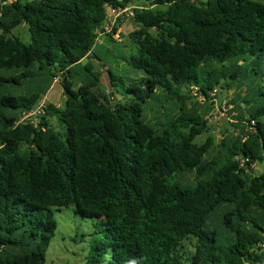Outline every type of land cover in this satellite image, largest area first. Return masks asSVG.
I'll use <instances>...</instances> for the list:
<instances>
[{
	"label": "trees",
	"instance_id": "1",
	"mask_svg": "<svg viewBox=\"0 0 264 264\" xmlns=\"http://www.w3.org/2000/svg\"><path fill=\"white\" fill-rule=\"evenodd\" d=\"M138 1L125 61L128 80L142 76L119 79L121 102L102 100L100 73L84 61L99 60L100 34L113 42L108 8ZM22 26L27 43L13 34ZM55 80L63 106L18 123ZM231 90L232 134L218 149L211 137L197 144L213 99L229 105ZM257 163L264 4L0 0V264H45L54 210L70 207L89 222L81 264H264V171L244 177Z\"/></svg>",
	"mask_w": 264,
	"mask_h": 264
},
{
	"label": "rangeland",
	"instance_id": "2",
	"mask_svg": "<svg viewBox=\"0 0 264 264\" xmlns=\"http://www.w3.org/2000/svg\"><path fill=\"white\" fill-rule=\"evenodd\" d=\"M13 1V0H10ZM206 1V0H202ZM264 4V0H252ZM135 6L144 5V1H138L133 3ZM120 27L115 32L112 31L111 25L107 24L106 32L111 35L113 42L109 41L104 34H100L97 42L93 46V55L95 54L98 59L85 60L84 63L89 61L93 67V72L100 73L98 87L96 88L97 94L102 98L109 96V99L121 100L125 95L123 86L119 83L121 78L124 83L128 81L139 80L142 75L136 72L133 73L130 80V70L126 58L130 54L135 53L136 49L130 38V33L137 29V26L131 20L122 21ZM21 35V40L25 43L29 41L28 29L24 26L17 28L13 31L14 35ZM109 69L117 79V86L110 87V78L107 74ZM139 85V83H138ZM109 92H112L114 96H110ZM234 91L227 92L224 97L230 103L226 105V101L220 105V99H213L215 102L214 109L206 116L208 119V131L196 138L197 144L204 143L208 137L213 138L214 147L218 149V145L223 138V135L232 134V116L233 102L236 101ZM223 99V97H221ZM45 105L48 103L55 104L60 108L63 106L64 100L62 97V88L60 81L55 82L48 94L44 96L40 102ZM121 102V101H119ZM241 105H243L241 103ZM39 120L35 123L38 124ZM52 124L57 126L55 120H52ZM62 130V128H61ZM264 171V163L252 164L249 168L245 169L244 177L251 179L257 175H260ZM54 217L57 222V228L54 236L51 240L50 246L46 255L45 264H81L83 255V243L80 242L81 233L89 231V222L82 219L74 213L72 207L63 208L59 211L54 210Z\"/></svg>",
	"mask_w": 264,
	"mask_h": 264
},
{
	"label": "built area",
	"instance_id": "3",
	"mask_svg": "<svg viewBox=\"0 0 264 264\" xmlns=\"http://www.w3.org/2000/svg\"><path fill=\"white\" fill-rule=\"evenodd\" d=\"M137 8L138 6H135L134 4H130L123 8L109 7L108 8L109 19L107 24H110L112 28L115 24L119 22L121 23L122 21L125 20H131V18L134 16V10ZM55 82H58V80H55ZM45 110H46V105L42 101L38 102V104L34 108L25 111L21 114L18 123L31 122L32 124L36 125L35 122L45 114L46 112ZM244 164L245 163L243 162V160H240V165L244 166Z\"/></svg>",
	"mask_w": 264,
	"mask_h": 264
}]
</instances>
